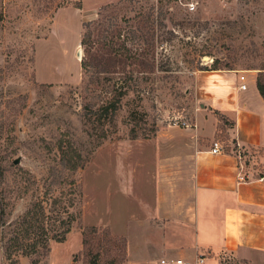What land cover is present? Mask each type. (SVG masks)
<instances>
[{"label":"rangeland","instance_id":"obj_1","mask_svg":"<svg viewBox=\"0 0 264 264\" xmlns=\"http://www.w3.org/2000/svg\"><path fill=\"white\" fill-rule=\"evenodd\" d=\"M182 1L0 0V264H91L89 251L97 264H119L125 231L143 216L138 197L152 194L158 134L191 125L236 76L264 83V0ZM86 26L106 49L125 42L151 64L97 81L82 67ZM122 85L112 121L85 109ZM41 198L60 219L54 228L71 229L47 253L12 262L8 224Z\"/></svg>","mask_w":264,"mask_h":264},{"label":"crops","instance_id":"obj_2","mask_svg":"<svg viewBox=\"0 0 264 264\" xmlns=\"http://www.w3.org/2000/svg\"><path fill=\"white\" fill-rule=\"evenodd\" d=\"M235 80L203 100L191 125L156 137L152 194L139 195L143 216L125 231L127 264H264V98L256 79L246 91ZM215 139L225 153L211 151Z\"/></svg>","mask_w":264,"mask_h":264},{"label":"trees","instance_id":"obj_3","mask_svg":"<svg viewBox=\"0 0 264 264\" xmlns=\"http://www.w3.org/2000/svg\"><path fill=\"white\" fill-rule=\"evenodd\" d=\"M180 2L183 4L182 0H180ZM1 20L2 15H0V21ZM101 24H103V21L98 23V25ZM88 28L89 26H86L81 41L85 52L82 67L85 72H88L92 68L97 74V81H100L98 73L103 75H107L108 73L122 74L130 64L143 66H149L151 64L148 62V58L145 57L148 53L134 51L132 48L127 47L125 42L119 44L116 49H106L104 43L100 44V42H98L99 40L94 38L92 31H89ZM111 34L113 37H116L117 35L116 31L111 32ZM141 37H144V35H141ZM97 43L98 46L96 47ZM108 79H112V77ZM93 82L94 81H92V83ZM116 84H118V82H116ZM257 87L264 98V83L261 82L259 78L257 79ZM123 88V85L120 86L116 99H112L106 104L98 106L96 110H93V107H89V105H87L85 109L92 113L95 112L99 121H103V123L105 122V119L108 122L112 121L119 108L122 97L128 94V91ZM136 131L137 129L135 128L131 129L133 138L138 137ZM32 208L35 210L29 209L19 220L8 224L9 230L6 233L8 236L7 238L4 236V251L7 259L12 262L19 261L18 258L15 257L18 253L22 255L47 253L50 250V241H61L65 239L66 234L71 229L70 227L65 230L54 228V225L57 224L60 219L57 214L50 215L47 213L43 198L35 202ZM97 232L98 229L96 227L90 229V233ZM84 242L87 243V240ZM92 253L93 252L91 251L88 252V255H90L91 258L90 263L97 264V262L93 260ZM126 257H128L127 242L125 244L122 258L119 260V264L124 262Z\"/></svg>","mask_w":264,"mask_h":264},{"label":"built area","instance_id":"obj_4","mask_svg":"<svg viewBox=\"0 0 264 264\" xmlns=\"http://www.w3.org/2000/svg\"><path fill=\"white\" fill-rule=\"evenodd\" d=\"M190 9H194L195 4L194 3H190L188 4ZM254 81V79L249 78L247 75L245 74H241L239 77V89L240 90H248L252 84V82ZM213 153L215 154H223L226 152L225 147L223 146L221 140L219 139H215L212 143V150ZM263 179V178H262ZM248 181V177L244 174H240L238 176V183H242V182H246ZM204 259L200 258L198 262H203ZM162 264H192L189 262H185L183 259H177V260H169V259H162ZM196 264V263H193Z\"/></svg>","mask_w":264,"mask_h":264}]
</instances>
